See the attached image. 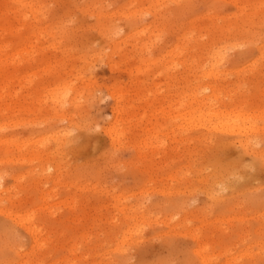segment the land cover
I'll list each match as a JSON object with an SVG mask.
<instances>
[{
	"label": "rangeland",
	"instance_id": "1",
	"mask_svg": "<svg viewBox=\"0 0 264 264\" xmlns=\"http://www.w3.org/2000/svg\"><path fill=\"white\" fill-rule=\"evenodd\" d=\"M0 264H264V0H0Z\"/></svg>",
	"mask_w": 264,
	"mask_h": 264
},
{
	"label": "bare ground",
	"instance_id": "2",
	"mask_svg": "<svg viewBox=\"0 0 264 264\" xmlns=\"http://www.w3.org/2000/svg\"><path fill=\"white\" fill-rule=\"evenodd\" d=\"M239 114H240V113L237 114V118L239 119V120L237 119V121H240V120H241L240 122L242 123V122H243V121H242V116H243V115L240 114V115H242V116H238ZM245 118H247V117H245ZM219 119H220V118H219ZM240 122H239V123H240ZM219 123H220V122H219ZM223 123H224V122H223ZM226 123H227V121H226ZM228 123H230V121H229ZM233 123H234V124H231V123H230L231 125H228V124H223V125H221V124H222V121H221V124H220L221 126H219V127L222 128V129H224V128H228V127H231V128L233 129V127H234L236 124H237V125L239 124L238 122H237V123H236V122H233ZM244 123H245V122H244ZM218 125H219V124H218ZM239 125H240V124H239ZM241 125H242V126H238V128H237L236 130L243 131V128H242V127H243L245 124H244V125L241 124ZM233 130H234V129H233ZM245 146H247V145L245 144ZM245 146H244V147H245Z\"/></svg>",
	"mask_w": 264,
	"mask_h": 264
}]
</instances>
